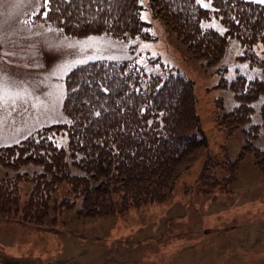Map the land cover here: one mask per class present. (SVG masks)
<instances>
[{"label":"rangeland","instance_id":"rangeland-1","mask_svg":"<svg viewBox=\"0 0 264 264\" xmlns=\"http://www.w3.org/2000/svg\"><path fill=\"white\" fill-rule=\"evenodd\" d=\"M147 1L137 0L150 38L136 37L129 45L147 77L169 68L191 82L211 159L202 157L184 172L162 202L119 214L81 216V197H75L70 208L50 210L39 225L0 215V264H264V174L255 159L264 149V92L250 104L248 122L231 128L217 122L238 105L230 88L237 77L264 84L263 49L258 43L251 50L262 66L242 58L244 48L211 13L202 28L226 39L220 59L208 66L152 15ZM43 6L41 0H0V147L19 145L41 129L68 124L61 103L64 80L75 66L134 57L127 45L104 36L62 34L45 23ZM51 140L67 152L63 130ZM226 164L236 166L230 182L223 178ZM202 165L209 176L203 183ZM40 172V166H0V179ZM69 172L82 175L71 166ZM29 189V184L21 185L22 197ZM62 196L70 197L64 183L57 186L51 204Z\"/></svg>","mask_w":264,"mask_h":264},{"label":"trees","instance_id":"trees-1","mask_svg":"<svg viewBox=\"0 0 264 264\" xmlns=\"http://www.w3.org/2000/svg\"><path fill=\"white\" fill-rule=\"evenodd\" d=\"M41 14L50 27L72 38L104 36L127 45L134 57L94 60L75 66L64 80L61 109L68 124L51 126L11 147H0V166H40L42 172L0 179V215L20 222L42 224L50 210L70 208L81 197V216L119 214L149 203H160L174 182L200 158L207 142L194 109L191 82L169 68L147 77L129 44L149 39V25L140 18L137 0H41ZM147 9L175 33L187 50L205 64L221 57L226 37L204 29L213 13L256 62L251 50L264 53V2L250 0H148ZM46 3V4H45ZM129 51V50H128ZM238 103L234 112L217 120L236 127L249 121L250 104L263 92L260 81L237 77L230 85ZM264 140V104L260 108ZM63 130L67 152L51 137ZM53 133L52 132H55ZM225 153V148L223 147ZM246 149V148H245ZM211 158L208 157L207 160ZM264 174V149L255 153ZM227 165L225 182L236 166ZM70 166L81 170L72 175ZM202 165L200 180L208 178ZM213 185L218 183L213 178ZM64 183L68 196L52 195ZM29 184L22 197L21 185Z\"/></svg>","mask_w":264,"mask_h":264},{"label":"crops","instance_id":"crops-1","mask_svg":"<svg viewBox=\"0 0 264 264\" xmlns=\"http://www.w3.org/2000/svg\"><path fill=\"white\" fill-rule=\"evenodd\" d=\"M8 61V63H10V60H7ZM3 61L2 60H0V63H2Z\"/></svg>","mask_w":264,"mask_h":264},{"label":"snow or ice","instance_id":"snow-or-ice-1","mask_svg":"<svg viewBox=\"0 0 264 264\" xmlns=\"http://www.w3.org/2000/svg\"><path fill=\"white\" fill-rule=\"evenodd\" d=\"M261 2H264V0H261Z\"/></svg>","mask_w":264,"mask_h":264}]
</instances>
